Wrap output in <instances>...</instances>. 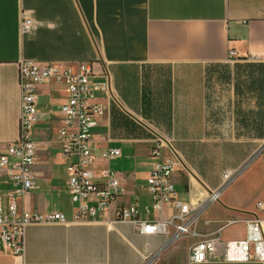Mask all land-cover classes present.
I'll use <instances>...</instances> for the list:
<instances>
[{"label": "crops", "instance_id": "crops-1", "mask_svg": "<svg viewBox=\"0 0 264 264\" xmlns=\"http://www.w3.org/2000/svg\"><path fill=\"white\" fill-rule=\"evenodd\" d=\"M22 17L32 22L27 33L19 30ZM229 51L237 62H227ZM250 56L264 58V0H0V153L17 135V63L32 60L70 67L89 63L95 73L110 74L112 87L110 100L102 94L94 100L105 107L91 131L96 173L108 167L125 185L126 202L140 209L150 205L146 178L156 162L150 155L151 133H164L188 170V174L182 170L173 174L175 190L184 202L198 206L220 187L223 171L239 169L264 145H260L262 139H235L234 133L229 140L175 139L176 133H192L186 124L201 121L200 113L209 117L222 110L213 111L217 107L206 95L200 102L197 95L184 94L180 74L183 68L196 65L219 73L226 64L251 63L246 60ZM239 66L235 67L238 72ZM37 95L41 118L32 131L37 188L21 205L28 211L61 212L70 218L73 207L65 188L66 166L56 143L58 107L66 96L61 87L50 84L41 85ZM235 105L240 104L232 85V123ZM222 142L254 145L232 168L226 166V156L231 157L224 148L216 150L213 145ZM109 148L118 149L120 157L105 163L100 155ZM9 190L10 184L0 177L2 205ZM113 208L86 224L30 226L23 255L0 254V264H189L191 240L174 243L157 255L167 238L141 235L129 223L111 224ZM169 215L164 207L162 216ZM154 217L160 215L150 216ZM251 217L264 222L262 152L205 209L196 233L201 239L239 240ZM140 218L145 215L141 213Z\"/></svg>", "mask_w": 264, "mask_h": 264}, {"label": "built area", "instance_id": "built-area-1", "mask_svg": "<svg viewBox=\"0 0 264 264\" xmlns=\"http://www.w3.org/2000/svg\"><path fill=\"white\" fill-rule=\"evenodd\" d=\"M31 27V20L22 17L20 32L27 33ZM237 60L234 52L229 51L227 62ZM246 60L264 62V58L255 56ZM16 82L20 94L17 135L0 153V177L10 184L4 204L0 203V254L20 258L25 249V231L30 226L86 224L95 221L100 212L114 207L111 224L129 223L141 235L166 237V243L170 245L191 240L187 253L189 264L214 261L264 264V222L257 217L245 221V236L239 240L201 239L196 233L200 216L237 176L235 171H223L220 187L209 192L198 206L192 207L180 198L172 181L177 170L188 174L181 156L171 139L160 133H151L150 155L156 162L146 178L150 205L140 209L126 202L125 185L108 167L96 173L91 131L104 116L105 107L94 100L97 94L110 100L112 87L108 72L97 74L89 63L70 67L62 63L21 60L17 63ZM44 84L61 87L66 96L58 107L60 124L56 130V143L66 166L65 188L73 207L70 218L61 212L28 211L21 205L23 199L37 188L33 173L36 149L32 131L41 118L37 89ZM118 157L120 151L116 148L106 149L100 155L105 163ZM164 207L170 212L167 218L162 216ZM257 207L262 208V204L257 203ZM141 213L145 215L144 219L140 218ZM154 213L160 217L150 218Z\"/></svg>", "mask_w": 264, "mask_h": 264}, {"label": "rangeland", "instance_id": "rangeland-1", "mask_svg": "<svg viewBox=\"0 0 264 264\" xmlns=\"http://www.w3.org/2000/svg\"><path fill=\"white\" fill-rule=\"evenodd\" d=\"M237 65L245 64H226L227 67L225 66L226 68L224 67L221 69L219 73L208 71V68H204V66L200 65L185 67L182 69L180 75L183 84V93L190 96L197 95L200 102H202L203 97L206 95L211 104L217 107L216 109L213 108V111L215 110L217 112L218 108H221L222 110L219 111L218 114L209 115V117L207 116V113H200L201 121L187 122L186 124L187 127L191 129L190 131L192 133H176L174 136L175 139L187 138L203 141L232 139V133H235V128L234 124L231 122L229 103L232 98V84L238 79V77L235 76V71H237L235 67ZM221 74H232L230 78L233 77L234 74V79L231 78L230 81L227 82V80H225L226 78H223ZM44 100V98H40V101L44 102ZM246 104H248L249 107H254L251 101ZM243 106L245 107V104ZM214 117L216 118L213 119ZM202 119L205 121H202ZM129 145L132 146L131 144ZM260 145H264V139H262ZM256 152L257 150H255L253 154ZM262 155H264V151H262ZM138 162L139 161H135V163ZM2 203L4 204L3 200ZM181 253H183V251H181Z\"/></svg>", "mask_w": 264, "mask_h": 264}, {"label": "trees", "instance_id": "trees-1", "mask_svg": "<svg viewBox=\"0 0 264 264\" xmlns=\"http://www.w3.org/2000/svg\"><path fill=\"white\" fill-rule=\"evenodd\" d=\"M240 71H235V76L238 77L233 82V92L239 99V107L235 105L234 112L236 116L234 118V138L235 139H264V65L248 63L239 66ZM225 80L230 79L229 74H224ZM234 79V74L233 77ZM251 100H254V107H249L248 104ZM245 104V107L243 106ZM216 150L224 148L225 154L231 157V160L227 157L226 166L235 168L238 166L245 157L251 151L254 143H237L230 144L215 143ZM201 147L205 145H200ZM220 147V148H218ZM229 157V158H230ZM209 179H207L208 181Z\"/></svg>", "mask_w": 264, "mask_h": 264}, {"label": "water", "instance_id": "water-1", "mask_svg": "<svg viewBox=\"0 0 264 264\" xmlns=\"http://www.w3.org/2000/svg\"><path fill=\"white\" fill-rule=\"evenodd\" d=\"M262 151H264V146L261 147V149H259L244 165H242L239 169L235 170L236 175H238L239 173H241V171H243L248 165L249 163H251V161H253ZM170 244L166 243L158 252L157 255L162 252L163 250H165L167 247H169Z\"/></svg>", "mask_w": 264, "mask_h": 264}]
</instances>
